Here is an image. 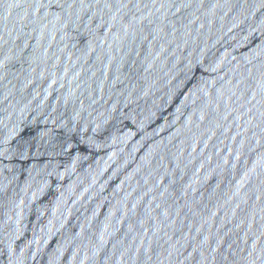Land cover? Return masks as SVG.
<instances>
[{
    "label": "water",
    "instance_id": "obj_1",
    "mask_svg": "<svg viewBox=\"0 0 264 264\" xmlns=\"http://www.w3.org/2000/svg\"><path fill=\"white\" fill-rule=\"evenodd\" d=\"M0 264H264V0H0Z\"/></svg>",
    "mask_w": 264,
    "mask_h": 264
}]
</instances>
